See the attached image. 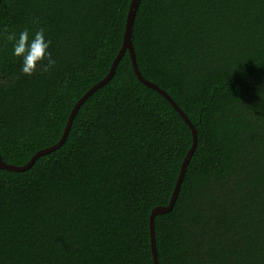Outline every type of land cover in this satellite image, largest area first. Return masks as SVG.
Returning a JSON list of instances; mask_svg holds the SVG:
<instances>
[{"label":"trees","instance_id":"16d2710c","mask_svg":"<svg viewBox=\"0 0 264 264\" xmlns=\"http://www.w3.org/2000/svg\"><path fill=\"white\" fill-rule=\"evenodd\" d=\"M131 0H0V30L47 29L55 70L20 73L0 39V157L56 144L108 73ZM137 68L196 132L158 264H264V0H140ZM189 126L128 50L64 142L0 168V264H153Z\"/></svg>","mask_w":264,"mask_h":264},{"label":"water","instance_id":"95a60500","mask_svg":"<svg viewBox=\"0 0 264 264\" xmlns=\"http://www.w3.org/2000/svg\"><path fill=\"white\" fill-rule=\"evenodd\" d=\"M140 0H131L129 8H128V12H127V16H126V22H125V27H124V32H123V36H122V44L121 47L117 53V55L115 56L110 69L107 73V75L101 80L99 81L97 84H95L93 87H91L75 104V106L73 107L69 119L67 121L66 127L63 131V134L60 138V140L54 144L53 146L46 148L44 150H40L38 151L35 155L32 156V158L28 161L27 164H25L24 166H14V165H8L6 163H4L0 157V168H4L7 170H13V171H22V170H26L28 169L31 164L35 161V159L37 157H39L40 155H43L49 151H52L56 148H58L66 139L67 133L70 129L71 126V122L73 119V116L75 115L78 107L86 100V98L91 95L96 89L102 87L103 85H105L110 78L113 76L114 70L116 68L117 63L119 62L120 58L122 57V55L124 54V52L126 50H128L129 56H130V60H131V65H132V69L135 73V75L137 76V78L144 83L145 85L157 90L158 92H160L168 101L169 103L172 105V107L178 112V114L181 116V118L185 121V123L189 126L191 134H192V146L189 149V151L187 152V154L185 155L184 159L182 160L181 166H180V171L176 180V183L174 185L173 188V192L171 194V198L169 201V204L165 207L161 206V207H156L151 211L150 214V219H149V229H150V247H151V252H152V257H153V264H158L157 262V255H156V244H155V238H154V227H153V217L156 214L159 213H164L168 210H170V208L172 207L177 194L179 192V188L180 185L182 183L183 177H184V173H185V169L186 166L193 154L194 151V147H195V142H196V132L195 129L193 127V125L190 123V121L187 119L186 115L181 111V109L177 106V104L160 88H158L156 85L152 84L151 82H148L146 79H144L138 68H137V64H136V60H135V54H134V49H133V45H132V28H133V20H134V16H135V12L137 9V6L139 4Z\"/></svg>","mask_w":264,"mask_h":264},{"label":"clouds","instance_id":"9594fccd","mask_svg":"<svg viewBox=\"0 0 264 264\" xmlns=\"http://www.w3.org/2000/svg\"><path fill=\"white\" fill-rule=\"evenodd\" d=\"M0 39L12 44V54L20 63V73L31 77L38 71L55 70L57 61L51 52L52 40L47 29L40 26L34 32L29 28L12 31L0 30Z\"/></svg>","mask_w":264,"mask_h":264}]
</instances>
